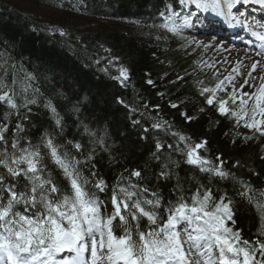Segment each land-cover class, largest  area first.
<instances>
[{"label": "trees", "instance_id": "trees-1", "mask_svg": "<svg viewBox=\"0 0 264 264\" xmlns=\"http://www.w3.org/2000/svg\"><path fill=\"white\" fill-rule=\"evenodd\" d=\"M25 1L55 8L67 18H92L103 25L93 30L51 28L31 19L9 0H0V82L7 85L4 90L20 94L15 97L18 104L25 96L36 100L29 105L31 113L27 108L17 113L0 102V123L12 127L21 123L24 128L21 147L29 142L40 144L50 136L61 154L67 153L80 162L77 167L82 177L93 183L100 178L107 182L109 191L104 197L109 213L116 178L130 176L133 170L142 171L143 178L136 185L149 189L148 198L157 191L167 204L180 195L173 190L174 181L158 182L154 177L161 166L150 159L157 140L164 145L162 157L171 155L179 163L181 177L195 175L198 183H209L208 176L184 163L185 157L174 150L178 137H173V132L190 137L194 143L207 140V150H200L202 156L215 163H219L215 158L220 156L225 170L234 173L237 180L264 189V137L257 133L256 138L245 140L253 136L252 130L237 127L234 118L221 115L215 106L206 103L210 93L202 95L201 90L215 86L212 74L195 69L182 55V49L176 47L178 41L165 34L158 23L157 10L173 0ZM127 24L130 29L125 28ZM151 32L164 38L165 48L142 36ZM120 68L128 70L129 78L123 83L122 78L117 79ZM149 80L153 83L148 84ZM220 96L226 98L225 94ZM49 103L56 109L55 115L46 107ZM173 104L177 107H171ZM228 106L232 107L231 103ZM5 112L11 113L7 121ZM57 116L62 126L55 123ZM133 121L139 123L134 125ZM156 122H167L170 132L153 129ZM145 128L149 129L147 133ZM5 135L11 151L12 129ZM100 137L106 147L98 142ZM77 143L80 150L75 147ZM41 151L48 172L62 191L70 193L62 170L46 149ZM211 187L227 191L240 202L235 226L243 229L245 238L253 239L262 221L254 206L236 196L240 185L231 179H216ZM89 190L95 189L90 185ZM195 190V183H185L183 195L190 197ZM142 224L146 226L147 221Z\"/></svg>", "mask_w": 264, "mask_h": 264}, {"label": "snow or ice", "instance_id": "snow-or-ice-1", "mask_svg": "<svg viewBox=\"0 0 264 264\" xmlns=\"http://www.w3.org/2000/svg\"><path fill=\"white\" fill-rule=\"evenodd\" d=\"M180 3L210 11L229 26H242L264 42V17L257 23L253 16L249 22L244 12L236 8L237 5L264 6V0H180ZM175 15L172 13L164 26L169 32L178 33L189 25L187 18L181 24L172 22ZM256 47L259 49L256 55L264 57V43ZM258 67L264 70V63L253 61L251 71L237 88L232 73L242 75L238 62L214 87L201 90L202 95L210 93L206 99L209 106H215L221 115L234 118L237 127L253 131V136L245 140L256 138L257 133L264 137V75L260 76L258 84L252 75ZM119 73L117 79L122 78L121 83L128 80L126 68H120ZM226 81L231 91L227 90ZM245 87L253 90L243 91ZM6 88L7 85L0 82V102L17 113L20 108H27L31 113L29 105L36 100L25 96L23 103L18 104L15 97L20 94L4 90ZM23 92H27V87ZM221 92L226 98L219 95ZM46 107L56 114L51 103ZM10 115L5 112L4 120ZM55 123L62 126L58 116ZM138 123L133 121L134 125ZM170 127L167 122L152 124L153 129L166 132H170ZM148 130L145 128L144 132ZM8 131L9 124L0 123V168L4 170L0 172V264H264V200L257 198L264 197V189L257 190L247 181L237 180L234 173L225 170L220 156L215 158L219 163L202 156L200 150H207V140L194 143L190 137L171 133L178 137L174 150L185 157L184 163L208 176V184L198 183L195 175L181 177L177 171L179 163L172 160L171 155L162 157L164 145L157 140L150 159L160 162L161 166L154 177L158 182L174 181L173 190L180 195L165 204L159 192L152 191L148 198L147 187L140 188L120 177L111 188L112 211L109 213L107 201L97 195V192L107 194L109 191L104 179L93 183L82 177L77 167L80 162L67 153L61 154L50 136L43 138L40 144L29 142L21 147L24 132L21 123L12 129L9 151L5 135ZM85 131H88L86 125ZM98 142L106 147L103 137ZM75 147L81 149L78 143ZM167 147L173 149V145ZM42 148L62 170L70 193L62 191L48 172ZM96 175L92 173L93 177ZM130 175L143 178L141 170H133ZM216 179H231L239 184L236 196L259 213L262 223L253 239L245 238L243 229L235 226L240 202L227 191L214 190L211 184ZM185 183H195L196 190L190 197L183 195ZM90 185L96 191H90ZM144 220L146 226L142 224Z\"/></svg>", "mask_w": 264, "mask_h": 264}, {"label": "rangeland", "instance_id": "rangeland-1", "mask_svg": "<svg viewBox=\"0 0 264 264\" xmlns=\"http://www.w3.org/2000/svg\"><path fill=\"white\" fill-rule=\"evenodd\" d=\"M11 4L15 5L18 9H20L22 12L29 15V17L39 23H42L43 25H48L51 28L52 27H68V28H78L82 27L84 29H96L98 27H101L103 24L100 23V21L92 18H67L65 17L60 11H58L55 8H52L47 5L43 4H34L25 0H9ZM115 26H118L115 24ZM123 27V26H120ZM125 28L130 29V25L127 24ZM123 31L124 29H120ZM179 33L183 34V31H179ZM187 34V33H186ZM189 34V33H188ZM142 36L148 38L151 40L152 44L155 46L161 45V47L165 48L164 45V38L159 36L157 33L149 35L146 33ZM191 36V35H190ZM178 41H180V47L182 48V55L185 56L190 63L195 67L197 70H203L205 72H209L213 75L214 79H216V82L218 80L223 79V77L229 75L231 73V70L233 67L237 66L239 62V70L242 75H236L235 73H232V75L235 77L234 82L236 83L237 88L240 84L243 83L245 75H243L245 72L248 73L251 71V64L255 60H259L255 56L247 55L243 53V50L240 52L235 50L233 56H229V52H221L220 55H217L218 53L211 52L212 49L217 47H210L207 45L206 42L203 41H197V40H189L183 37H176ZM228 48H232L231 46H228ZM227 49V48H225ZM264 63V61H261ZM244 64V65H243ZM264 70L260 69L259 67L254 72V75H258V72H262ZM253 75V76H254ZM256 83H259L256 79ZM225 86L227 87L228 91H231V86L228 85V82H225ZM253 89L249 87H245L243 91H252ZM223 93V92H221ZM243 123V122H242ZM11 144V143H10Z\"/></svg>", "mask_w": 264, "mask_h": 264}, {"label": "bare ground", "instance_id": "bare-ground-1", "mask_svg": "<svg viewBox=\"0 0 264 264\" xmlns=\"http://www.w3.org/2000/svg\"><path fill=\"white\" fill-rule=\"evenodd\" d=\"M188 30L191 33H193L197 39H200L201 41L206 42L208 46H210L212 48L213 47H217V48L212 49L211 52L218 53L217 55H220L221 52H227L226 49H225L226 46L224 45V41L219 40L217 38H214L213 34L207 32V33H205V35H202L201 33L196 32L195 28H193V29L188 28ZM220 41H222V43ZM238 48H240V47H238ZM235 50H237V49H235ZM234 51H232L229 56H233ZM239 72H240V70H239ZM248 73L245 72L243 75L247 76ZM252 75H254V72L252 73ZM261 75H264V71L258 72V75L257 76L254 75V76L258 80V78H260Z\"/></svg>", "mask_w": 264, "mask_h": 264}]
</instances>
